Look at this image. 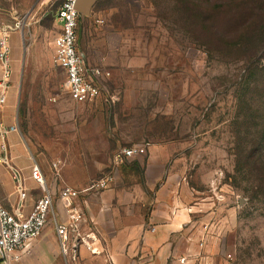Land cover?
Returning a JSON list of instances; mask_svg holds the SVG:
<instances>
[{"label":"rangeland","instance_id":"374dc122","mask_svg":"<svg viewBox=\"0 0 264 264\" xmlns=\"http://www.w3.org/2000/svg\"><path fill=\"white\" fill-rule=\"evenodd\" d=\"M55 8L0 0L13 71L0 102L4 111L12 99L30 155L93 180L120 149L147 144L162 157V181L193 193L197 264H264V184L236 157L264 123V0H98L81 17L79 48L113 76L110 95L84 103L54 62ZM147 161L126 160L117 175L142 183Z\"/></svg>","mask_w":264,"mask_h":264},{"label":"crops","instance_id":"0c3cea01","mask_svg":"<svg viewBox=\"0 0 264 264\" xmlns=\"http://www.w3.org/2000/svg\"><path fill=\"white\" fill-rule=\"evenodd\" d=\"M2 69L0 65V79ZM2 90V89H1ZM0 102V122L3 129L17 127L15 131L0 132V204L14 209L21 202V193L14 178L21 172L26 198L24 210L30 213L44 191L32 176L38 164L49 190L56 195L54 208L43 235L32 241L14 264H197L200 253L194 235H191L192 213L189 208L191 194L177 179L162 178V157L157 149L148 150L144 182H128L118 175L112 188L82 193L76 203L83 213L81 230L90 235L93 253L80 244L76 251H64L57 233V225L67 223L65 207L59 198L60 189L70 186L85 189L93 174L86 180H70L60 169H49L30 155L17 121L10 115L12 99L4 96ZM8 101V104H7ZM80 103L85 101L78 100ZM6 156L7 160H4ZM88 182L86 185L83 186ZM0 264H4L0 260Z\"/></svg>","mask_w":264,"mask_h":264},{"label":"built area","instance_id":"2783aa9c","mask_svg":"<svg viewBox=\"0 0 264 264\" xmlns=\"http://www.w3.org/2000/svg\"><path fill=\"white\" fill-rule=\"evenodd\" d=\"M55 5V20L60 30L55 39V64L66 73L65 87L75 100H88L96 97L110 95L109 84L112 80V71L107 67L89 62L81 53L79 48L80 20L82 14L77 9L78 0H48ZM9 28H3L0 39V62L3 68V76L0 80V89L7 88L13 71L11 68V46L9 44ZM116 99L115 95L111 96ZM4 124L0 122V132H3ZM15 131L17 127L6 129ZM148 153L147 144H138L120 149L115 156V167L98 180L92 182L85 189H74L64 186L60 189L59 198L62 201L67 223L57 225V233L61 240L64 251L71 248L77 250L80 244L87 246L89 250L96 253L90 245L93 239L90 235H83L81 224L84 220L83 213L76 203V199L82 194L90 191H104L113 187L117 177V166L122 162ZM4 160H7L4 156ZM56 174L60 175L59 164H54ZM32 176L41 186L44 195L39 198L30 213L24 210L26 198L23 178L19 170L15 171L14 178L18 190L21 193V202L14 208L9 209L0 204V260L4 264H14L22 252L26 251L30 243L40 238L48 224L50 216L55 213L54 202L56 195L49 190L45 175L38 164L32 169Z\"/></svg>","mask_w":264,"mask_h":264},{"label":"trees","instance_id":"16d2710c","mask_svg":"<svg viewBox=\"0 0 264 264\" xmlns=\"http://www.w3.org/2000/svg\"><path fill=\"white\" fill-rule=\"evenodd\" d=\"M262 71L264 73V66ZM236 157L238 164L243 162L245 164L243 166L264 184V123L260 125V130L254 135L250 147L242 149L238 155L236 154Z\"/></svg>","mask_w":264,"mask_h":264},{"label":"water","instance_id":"95a60500","mask_svg":"<svg viewBox=\"0 0 264 264\" xmlns=\"http://www.w3.org/2000/svg\"><path fill=\"white\" fill-rule=\"evenodd\" d=\"M98 0H78L77 9L82 15H89L91 13L92 7L96 4Z\"/></svg>","mask_w":264,"mask_h":264}]
</instances>
